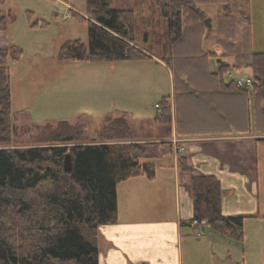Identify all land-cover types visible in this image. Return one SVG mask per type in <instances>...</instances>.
Here are the masks:
<instances>
[{"label":"trees","instance_id":"trees-1","mask_svg":"<svg viewBox=\"0 0 264 264\" xmlns=\"http://www.w3.org/2000/svg\"><path fill=\"white\" fill-rule=\"evenodd\" d=\"M153 2L168 26L159 57L172 73L175 98L193 96L197 90L191 84L202 83L201 76L206 73L218 74L223 81L231 70L249 69V89L231 79L225 88L239 94L252 93L264 104V52L252 50L250 0ZM85 3L84 15L76 11L73 14L86 23L87 41L64 40L58 52L60 59L135 61L152 57L137 45L134 9L114 8L111 0ZM212 13L215 15L209 28L204 20ZM7 23V15L0 9V30L4 31ZM205 40L220 51H204ZM181 49L191 53L181 56ZM22 51L19 45L0 48V144H9L12 139L8 60L19 61ZM228 58L234 62L228 63ZM209 59L217 60L215 71L209 69ZM158 105L154 117L138 121L154 122L161 137H168L173 122L171 96H163ZM24 112L27 114V110ZM110 117L104 116L103 121ZM126 119L118 116L111 120L114 135L100 132L97 136L115 142L0 147V264H99L96 227L118 220L117 183L140 175L152 180L156 167L151 159L173 152L168 140L132 139L137 134L136 121ZM88 130L69 120L45 123L39 132V143L80 142L89 138ZM67 153L72 159L70 170L64 168ZM180 165L185 171L189 168L185 156H180ZM191 189L193 219L242 243L245 216H228L221 211L222 187L218 178L211 174L193 176Z\"/></svg>","mask_w":264,"mask_h":264},{"label":"crops","instance_id":"crops-1","mask_svg":"<svg viewBox=\"0 0 264 264\" xmlns=\"http://www.w3.org/2000/svg\"><path fill=\"white\" fill-rule=\"evenodd\" d=\"M250 23L252 50L263 53L264 20L256 28L252 14ZM204 43L206 48L220 51L209 41ZM227 61L233 63L234 59ZM209 64L211 71L217 69V64ZM239 71V75L252 76L249 69ZM201 78L202 83H190L197 90L193 96L176 98L172 79L171 93L167 95L171 96L173 108L170 136L161 137L152 121H136L139 126L132 139L171 141L176 137L179 144L173 145L172 153L151 159L156 167L152 180L140 175L117 183L118 220L96 227L99 264H244L243 258L236 260L230 255V249L243 242L216 231L206 232L205 223L199 227L192 224L191 180L198 175L216 176L222 187L221 211L228 216H245L244 227L247 221L264 220L258 180L264 104L252 93L239 94L225 88L227 76L223 81L213 73ZM192 103L197 105L196 113L189 111ZM178 146L183 147V152L177 150ZM180 156L187 158V171L180 165ZM196 230L202 233L196 234ZM218 238L227 246L224 251H217Z\"/></svg>","mask_w":264,"mask_h":264},{"label":"rangeland","instance_id":"rangeland-1","mask_svg":"<svg viewBox=\"0 0 264 264\" xmlns=\"http://www.w3.org/2000/svg\"><path fill=\"white\" fill-rule=\"evenodd\" d=\"M85 5V0L0 2V9L7 15L8 22L6 29L0 32V48L19 45L23 49L19 61L8 60L12 91V139L9 144H0V147L11 149L34 145L115 142L97 138L100 132L111 136L115 134L112 119L123 116L127 118L126 121L134 123V120L154 116L157 113L155 103L171 93V71L159 57V48L166 40L164 31L168 26L153 0H111L114 8L134 9L138 27L137 45L152 58L89 62L59 58V48L64 40L80 38L87 41L86 23L73 14L76 11L84 15ZM250 11L251 20L253 14L256 28L260 27L264 20V0H250ZM214 15H208L210 25ZM205 46L203 42L204 51ZM186 52L187 55L191 53L181 49V56L187 57ZM209 60L211 67H214L217 60ZM192 66L194 68L196 64ZM188 106L190 112L194 110L196 113V103ZM106 115L111 117L103 121ZM59 120H69L88 127L89 138L80 142L39 143L42 126L45 123L56 124ZM138 126L134 123V129H138ZM179 147L177 150L183 152ZM263 147L264 142L261 141L258 180L260 197L264 202ZM201 225L194 223L196 227ZM202 230H196L195 233L201 234ZM214 231L209 227L206 230L211 234ZM243 232V243L230 249L231 257L236 260L243 258L244 264H264V220L247 221ZM216 241L218 252L227 249L220 242L221 238Z\"/></svg>","mask_w":264,"mask_h":264},{"label":"built area","instance_id":"built-area-1","mask_svg":"<svg viewBox=\"0 0 264 264\" xmlns=\"http://www.w3.org/2000/svg\"><path fill=\"white\" fill-rule=\"evenodd\" d=\"M228 77H230L238 86H245V87H249L252 83L251 78L249 77H245V76H240L238 74H235L233 72H229ZM156 107H158V104H156ZM178 138L174 137V139L171 140V143L173 144H177L178 145ZM181 150L183 149V147H179ZM193 224H203V221H197L196 219H194Z\"/></svg>","mask_w":264,"mask_h":264},{"label":"water","instance_id":"water-1","mask_svg":"<svg viewBox=\"0 0 264 264\" xmlns=\"http://www.w3.org/2000/svg\"><path fill=\"white\" fill-rule=\"evenodd\" d=\"M204 23L206 25H208L209 28L211 27L209 17L204 20ZM71 165H72L71 155H70V153H67L64 156V168H65V170H70Z\"/></svg>","mask_w":264,"mask_h":264}]
</instances>
